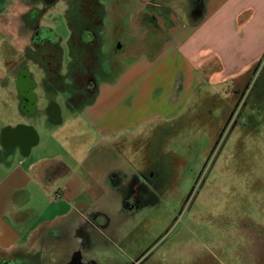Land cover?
<instances>
[{"label": "crops", "instance_id": "1", "mask_svg": "<svg viewBox=\"0 0 264 264\" xmlns=\"http://www.w3.org/2000/svg\"><path fill=\"white\" fill-rule=\"evenodd\" d=\"M135 1L142 6L137 8L133 2L129 14L130 29L136 36L133 43L140 47L130 53L135 58L133 69L120 71L118 66L117 53L124 48L117 38L124 28V14L119 5L122 0H113L119 8L110 12L105 3L98 30L101 66L88 81L92 98L89 100L84 93L78 105H68L69 110L76 112L72 120L80 118L107 147L111 164L102 165L95 148L85 147L83 153L75 156L68 136L52 139L49 131L56 123L61 124L62 118L61 108L54 100L55 90L48 87L50 81L35 61L21 67L26 74L24 80L17 74L22 66V51L32 48L30 34L19 31L18 16L24 12L20 0H0V264H97L92 259L85 260L88 252L102 237L103 230L111 228L117 210H128L130 184L135 179L144 181V166L137 167L134 156H125L124 147L128 145L127 150L139 152L142 145L134 137L136 124L162 118L159 112L145 116L142 113L153 104L151 96L157 95L168 80L166 61L178 57L175 73L165 84V105L161 100L164 116H171L177 106L209 80L207 77L228 79L240 73L231 75L225 66L229 63L228 50L239 49L244 40L229 47L224 27L237 26L240 35L250 34L248 40L264 34V0H200L192 16L178 27L164 21L153 1ZM61 15L66 20V15ZM109 21L111 24L107 25ZM109 35L115 37L117 46L110 45V51H104ZM166 44L172 46L164 51ZM143 47H152L153 52L148 54L145 48L141 50ZM209 63L207 75L204 66ZM174 117L160 120L151 129ZM38 124L46 129L43 138ZM126 128L128 131L118 136ZM131 135L134 136L130 138ZM135 143L137 150L130 147ZM137 155V162L142 161L144 156ZM137 202L139 207L149 203L143 196Z\"/></svg>", "mask_w": 264, "mask_h": 264}, {"label": "rangeland", "instance_id": "2", "mask_svg": "<svg viewBox=\"0 0 264 264\" xmlns=\"http://www.w3.org/2000/svg\"><path fill=\"white\" fill-rule=\"evenodd\" d=\"M150 1L156 4L155 11L162 13L164 21L168 25L173 23V27L188 20L194 9L193 0ZM20 2L24 10L30 5L29 0ZM133 2L137 8L142 6L135 0L119 2L124 14V28L117 38V43L122 41L124 48H118L117 53L120 71L133 67L131 63L135 58L130 57V53L140 48L133 43L136 36L129 23ZM38 3L41 6L42 1ZM105 3L110 12L119 8L113 0ZM48 9L40 23L53 27L58 45L66 52H63L64 62L59 72L62 86L54 89V100L62 112L61 124L53 125L49 134L54 140L68 136L76 147L73 150L74 146H70L75 156L83 153L85 147L95 148L93 150L103 160L102 165H110L109 151L104 143L100 144V135L83 125L80 118L72 120L76 112L69 110L68 105H78L80 100L75 97L72 71L65 65L69 29L61 15L64 5L56 2ZM159 21L163 25V20ZM222 31L229 37V47L244 40L239 49L228 50L230 55L226 61L229 63L225 66L231 75L236 71L240 73L228 79H217V75L212 80L207 77L209 80L177 106L173 115L164 116L168 95L165 84L175 73L178 57L175 55L166 61L168 80L162 92L160 89L157 95L151 96L153 104L146 106L142 114L159 112L160 120L175 117L152 129L160 120L136 124L135 136L130 138H138L137 142L142 145L137 152L144 156L142 161L137 162V153L127 150L128 145L124 147L125 156H134L137 167L143 165L146 171L156 170L161 185L148 204L117 210L111 228L103 230L86 261L92 259L97 264H264V34L248 40L250 34L240 35L237 26L224 27ZM187 33L189 35V31ZM115 41V37L106 36L104 51H110V45L116 47ZM171 46L166 44L164 51ZM144 48L148 54L153 52L152 47L141 50ZM31 66L33 70L35 67ZM204 72L210 74V63L204 66ZM85 89L83 87V94ZM37 126L43 138L46 129L44 125ZM130 147L137 150L139 146L135 143Z\"/></svg>", "mask_w": 264, "mask_h": 264}, {"label": "flooded vegetation", "instance_id": "3", "mask_svg": "<svg viewBox=\"0 0 264 264\" xmlns=\"http://www.w3.org/2000/svg\"><path fill=\"white\" fill-rule=\"evenodd\" d=\"M29 1L30 5L18 16V21L20 25L19 31L29 32L30 45L32 48H26L22 51V66H20L17 74L24 80L26 74L24 69L21 67L25 68V65L28 62L35 61L39 65L41 72H43L46 78L50 81L48 87L60 89L62 86V75L59 72L64 62V51L61 49L62 47L58 45L59 39L58 36L53 33L52 26L40 23V19L46 12L49 11L48 8L50 6L59 2L64 5V10L61 13L66 15V23L68 26V11L71 6H73L74 0H54L50 4H46L45 0H41V6L38 3L40 0ZM193 1L194 9H197L201 2L200 0ZM84 4L85 8L82 10V15L79 16L77 20L78 23L86 25L85 28L82 26V28L79 29L78 27L76 32L79 34L76 35L75 32L72 36L71 30L68 28L70 31L66 42L67 48H65V50L68 49L65 65L69 66V68H71L70 66L72 64L85 65L88 58L93 59L94 61L95 59H99L100 37L98 35V30L102 24L103 14L105 12V3L102 0H91L90 3ZM90 13H92L91 16ZM96 52L98 53V58L93 54ZM64 53L66 54V52ZM70 75L74 80L73 87H76L77 91L75 97L77 100H81L84 95L83 87H86L88 85V81L90 80H86L83 72L80 70H75L74 72H71ZM84 84L86 86H84ZM142 175L144 179L143 183H140V181H138L139 179H135L128 187V191L130 193L129 205L131 206L134 204L137 205L139 196H143L145 200L150 202L153 197V193L159 190L161 185V179L158 177L160 175L155 169H149ZM129 210L131 209L129 208ZM90 263L91 262L79 264Z\"/></svg>", "mask_w": 264, "mask_h": 264}, {"label": "trees", "instance_id": "4", "mask_svg": "<svg viewBox=\"0 0 264 264\" xmlns=\"http://www.w3.org/2000/svg\"><path fill=\"white\" fill-rule=\"evenodd\" d=\"M91 0H74L73 1V6H71V8L68 11V18H67V22H68V26L69 29L71 30L72 34L71 36L76 32V30L82 28V26L85 28L86 25H83L82 23H78V18L79 16L82 15V10L85 8V4L84 3H90ZM92 15V13H90V16ZM73 30V31H72ZM76 35H78L79 33H75ZM77 37V36H76ZM72 38V37H71ZM70 38V41H71ZM94 55H96V57L98 58V53H93ZM89 55V53H88ZM99 59H95V61L93 59H87V62L85 65H75L72 64L70 67V70L72 72H74L75 70H80L81 72H83V75L85 76L86 80H91L94 78V74L96 73L98 66H99ZM75 65V66H74ZM85 95H89V100L92 98L93 95V91L90 90L91 85H87L85 87ZM88 100V101H89Z\"/></svg>", "mask_w": 264, "mask_h": 264}, {"label": "water", "instance_id": "5", "mask_svg": "<svg viewBox=\"0 0 264 264\" xmlns=\"http://www.w3.org/2000/svg\"><path fill=\"white\" fill-rule=\"evenodd\" d=\"M54 0H45V3L46 4H50V3H52Z\"/></svg>", "mask_w": 264, "mask_h": 264}]
</instances>
